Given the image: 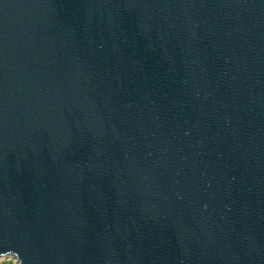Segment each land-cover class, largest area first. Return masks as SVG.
Returning a JSON list of instances; mask_svg holds the SVG:
<instances>
[{
    "label": "water",
    "instance_id": "1",
    "mask_svg": "<svg viewBox=\"0 0 264 264\" xmlns=\"http://www.w3.org/2000/svg\"><path fill=\"white\" fill-rule=\"evenodd\" d=\"M264 264V0H0V258Z\"/></svg>",
    "mask_w": 264,
    "mask_h": 264
},
{
    "label": "rangeland",
    "instance_id": "2",
    "mask_svg": "<svg viewBox=\"0 0 264 264\" xmlns=\"http://www.w3.org/2000/svg\"><path fill=\"white\" fill-rule=\"evenodd\" d=\"M0 264H15V263L11 257L6 256L0 260Z\"/></svg>",
    "mask_w": 264,
    "mask_h": 264
},
{
    "label": "built area",
    "instance_id": "3",
    "mask_svg": "<svg viewBox=\"0 0 264 264\" xmlns=\"http://www.w3.org/2000/svg\"><path fill=\"white\" fill-rule=\"evenodd\" d=\"M14 261V260H13ZM14 263L16 264V262L14 261Z\"/></svg>",
    "mask_w": 264,
    "mask_h": 264
},
{
    "label": "bare ground",
    "instance_id": "4",
    "mask_svg": "<svg viewBox=\"0 0 264 264\" xmlns=\"http://www.w3.org/2000/svg\"><path fill=\"white\" fill-rule=\"evenodd\" d=\"M2 259V257L0 258V260Z\"/></svg>",
    "mask_w": 264,
    "mask_h": 264
}]
</instances>
